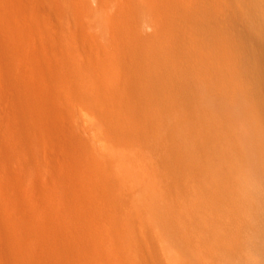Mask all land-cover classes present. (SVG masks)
<instances>
[{
	"label": "rangeland",
	"instance_id": "obj_1",
	"mask_svg": "<svg viewBox=\"0 0 264 264\" xmlns=\"http://www.w3.org/2000/svg\"><path fill=\"white\" fill-rule=\"evenodd\" d=\"M22 1L42 34L16 60L0 45V107L47 102L25 100L1 171L30 159L60 197L20 220L0 201V264H264V0Z\"/></svg>",
	"mask_w": 264,
	"mask_h": 264
},
{
	"label": "bare ground",
	"instance_id": "obj_2",
	"mask_svg": "<svg viewBox=\"0 0 264 264\" xmlns=\"http://www.w3.org/2000/svg\"><path fill=\"white\" fill-rule=\"evenodd\" d=\"M174 1L172 0L171 2H173L175 4ZM86 2L88 3L89 0L86 1ZM168 3L169 2L167 1L166 4L168 5ZM177 3H178V1H176V4ZM186 3L184 4V6L186 5V7H187V4ZM188 3H190V2H188ZM34 5L37 6V4H34ZM179 6H181V5H179ZM28 7L29 6L24 1H22V0H0V22H1V24H0V45L4 41V43H5V46L4 47L8 48L11 51V53H12V57H11L12 60L13 59L16 60L17 57H18V55H25L26 53L32 51L31 39L34 38V37L29 36V35H41L42 34V31L40 29H36L33 26V21L35 22V20H37V17H36L37 14H36V12H37V8L38 7L35 8L36 9V12H34L35 9H33V10L31 8L28 9ZM166 7L163 6L162 9L164 10V8H166ZM172 7L173 6H171V8ZM87 8L88 7L85 5V9H87ZM89 8H92L93 9V7H91V6H89ZM89 8H88V10H89ZM30 9L32 11H30ZM83 9H84V7H83ZM172 9H176V7H173ZM168 10H170V9H168ZM34 16H35L36 19L34 18ZM15 18H17L19 21H22V22L26 18H28V21H27V22H29V27L27 28L28 35L25 34L24 36L21 37V39L18 37V35H20V34L16 31L15 25L12 26L11 24H9L7 26L6 23H5L6 21H11V19H15ZM145 23H147V22H145ZM145 23H144V26H145V30L146 31L145 32L143 31V33H147L146 27H148V26H146ZM148 25H149V23H148ZM48 33H49V30H48V32H46V30H45V34L46 35L52 34L51 32H50V34H48ZM45 34H43V35H45ZM147 34L149 35V38H151L150 35L152 34V32L151 33H147ZM144 35H146V34H144ZM148 35L146 36V38L148 37ZM152 35H154V32H153ZM156 37H158V40H159V36H155V38ZM151 39H149V40H151ZM152 40L154 42L155 39L153 38ZM19 60H22V59H19ZM1 61L4 62V60H2V55H1V51H0V94H2L4 92V90H5V87L1 83V75H2L1 74V72H2V70H1ZM13 68L14 67H9V68H7L6 71L8 73H10V75L11 74L15 75L19 80H25L26 78H29L24 73L22 74L21 72L15 70ZM108 70H107V73L105 72L106 70L103 71V73L105 72V75L103 77L104 78L107 77L105 79L106 81H103L102 80L103 78H99V81L101 79L102 80L101 81L102 83L108 81V82H110L111 85H117L118 83L116 81L117 80L120 81V80H119V75L117 76L118 79L117 80L115 79V78H117L115 76L117 74L115 71L118 72V70H116L115 68H112V70H114V71H112L111 69H108ZM113 72H115L116 74L114 73L115 74L114 75ZM94 74L95 73H93L91 75H94ZM112 74L115 77L114 80H115L116 84H115V82H113L114 80L112 81L113 84L111 83V80H112L111 76H112ZM97 75H99V73ZM97 75H95V76H97ZM100 75H102V73ZM72 79H74V78H72ZM94 79L95 78L94 77L92 78V76H91V77L88 78L87 81H89L88 83H90V81L91 80H94ZM108 79H110V80H108ZM94 82H95V80H94ZM91 83H92V81H91ZM96 84H97V82H96ZM110 84H108V85H110ZM92 85L94 86V84H92ZM93 86L91 88H93ZM63 94L66 95L65 92L64 93H61L60 95H63ZM44 97H45L44 95H34V94H20L17 97L7 96L6 108L11 113H7L5 111V108L2 109L0 107V201L2 203V206H3L4 211L8 215L12 216L14 220H18V219L20 220V219L23 218V216L27 212H31L34 209L40 208V205L42 203L43 198H45V197H51V195L53 197H60V194L57 193V192L50 195V192H49L50 190H48L46 187H43V186L40 185L39 180H38V176H37V174L39 173L38 171H40V168H39V166L37 164H34L32 162V160H30V159L27 161V164H26V167L29 169L28 171L26 169H25V172L22 171L21 173L13 172V171L12 172H10V171L9 172L1 171V169L3 167H5L7 165V163H9L10 161H12V159H13L14 156H16V154L18 153L19 148L20 147H22V148L24 147V144L20 141L21 139L18 137L15 129L27 130V129H30V127H32L29 124H24V123L21 124V122L18 120L19 119V111L23 110L22 113H26V111H30L29 108L27 106H25V104H24L25 100L26 99H34V100L39 101L40 103H45L47 101L46 100H42ZM263 103H264V96H263ZM52 106H54V105H52ZM62 109H64V111L66 112L70 108H69V105L68 104L64 103L62 105ZM263 127H264V125H263ZM260 130H261L260 126L256 125V127L254 129V132L256 133V132H258ZM37 132L40 135V139L39 140H50L51 139V133L52 132H49L45 128H42V127H40V126L37 125V127H36V133ZM38 133H37V135H38ZM248 138H249V136H248ZM19 164H21V168L24 170L25 162H22L21 160H19ZM231 164H232V166L234 165L233 163H231ZM244 187H245V185H244ZM237 189H238L237 191L239 193L244 194L243 192H240L239 188H237ZM244 196L245 195H243V197ZM29 198L30 199H34V198L38 199V203L36 204V206L26 205L25 207H21V204L23 202H25L26 200H28ZM71 206H73V204ZM86 206L88 207V205H86ZM88 208L90 209L91 207L89 206ZM25 210H27V211H25ZM86 219H87L86 225L87 224L88 225L89 224H95L94 223L95 221L99 222L97 219L91 217V215H89ZM28 223L33 224L32 222H28ZM28 225L31 228L28 229L26 227L27 230H32V229L36 230L37 229V227L34 226V225H30V224H28ZM102 226H104V224ZM93 228L96 231V227H93ZM102 228L104 229V227H102ZM98 231H101L100 233H102V230L101 229L98 230ZM218 236H221V235L218 234L217 237ZM218 238L221 239V240L217 243V247L215 245L216 248H220L221 247L220 246V244L222 245L221 241L222 242H225V241L222 240V238H223L222 236H221V238L220 237H218ZM106 241H107V239L105 240V242ZM236 241L239 242L238 239H236ZM236 241H234V242L235 243H238ZM223 245H224V243H223ZM223 245H222V247H223L222 250H220L221 253L224 251V249H225L226 246L228 248V245L227 244L224 245V246ZM105 246L108 247V245H105ZM263 249H261V252H262L261 255L262 254L264 255V252H263L264 250ZM225 251H226V249H225ZM238 257H240V256H238ZM219 259L221 260L220 257H219ZM219 259H217V261L215 260L214 264H216V263L217 264H220L219 262H221L222 260L220 261ZM236 259H237V257H236ZM263 260H264V258H263ZM260 264H263V262L260 263Z\"/></svg>",
	"mask_w": 264,
	"mask_h": 264
}]
</instances>
